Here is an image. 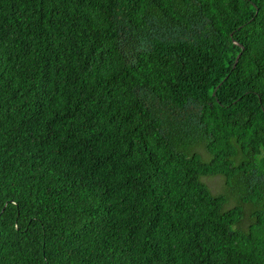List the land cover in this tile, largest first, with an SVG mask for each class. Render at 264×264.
Segmentation results:
<instances>
[{
    "label": "trees",
    "instance_id": "trees-1",
    "mask_svg": "<svg viewBox=\"0 0 264 264\" xmlns=\"http://www.w3.org/2000/svg\"><path fill=\"white\" fill-rule=\"evenodd\" d=\"M0 264H264V0H0Z\"/></svg>",
    "mask_w": 264,
    "mask_h": 264
},
{
    "label": "rangeland",
    "instance_id": "rangeland-1",
    "mask_svg": "<svg viewBox=\"0 0 264 264\" xmlns=\"http://www.w3.org/2000/svg\"><path fill=\"white\" fill-rule=\"evenodd\" d=\"M203 181L206 182L210 188L215 191V192H221L224 189V182L223 179L220 176H211V177H202ZM235 203V200L233 199V197H230L229 201H228V205H233ZM247 223V212L244 215V220L242 223V227H245Z\"/></svg>",
    "mask_w": 264,
    "mask_h": 264
},
{
    "label": "water",
    "instance_id": "water-1",
    "mask_svg": "<svg viewBox=\"0 0 264 264\" xmlns=\"http://www.w3.org/2000/svg\"><path fill=\"white\" fill-rule=\"evenodd\" d=\"M239 54H237L236 58L238 57Z\"/></svg>",
    "mask_w": 264,
    "mask_h": 264
}]
</instances>
